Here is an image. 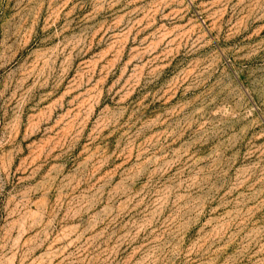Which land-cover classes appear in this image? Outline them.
<instances>
[{
  "label": "rangeland",
  "instance_id": "374dc122",
  "mask_svg": "<svg viewBox=\"0 0 264 264\" xmlns=\"http://www.w3.org/2000/svg\"><path fill=\"white\" fill-rule=\"evenodd\" d=\"M0 264H264V0H0Z\"/></svg>",
  "mask_w": 264,
  "mask_h": 264
}]
</instances>
